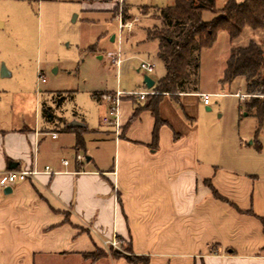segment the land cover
I'll return each instance as SVG.
<instances>
[{
  "label": "crops",
  "instance_id": "obj_1",
  "mask_svg": "<svg viewBox=\"0 0 264 264\" xmlns=\"http://www.w3.org/2000/svg\"><path fill=\"white\" fill-rule=\"evenodd\" d=\"M96 2L86 8H109ZM154 73L151 90L160 79ZM202 93L163 95L156 138L147 107L155 92L123 99L119 136L111 127L89 129L84 119L54 123L46 100L44 124L0 118V264H61L96 249L108 253L97 264H130L109 254L105 242L113 239L128 241L149 264H264V184L224 168L219 142L202 140L195 122ZM12 169L37 172L5 193Z\"/></svg>",
  "mask_w": 264,
  "mask_h": 264
},
{
  "label": "rangeland",
  "instance_id": "obj_2",
  "mask_svg": "<svg viewBox=\"0 0 264 264\" xmlns=\"http://www.w3.org/2000/svg\"><path fill=\"white\" fill-rule=\"evenodd\" d=\"M96 1H105L103 6L109 8H86ZM226 1L216 0V6L221 8ZM174 3L175 0H0V21L4 22L0 28V118L12 121L13 117H23L28 124H44L39 104L46 100L61 117L56 116L54 123H62L63 118L68 122L84 119L89 129L109 127L102 122L108 110L104 94L118 89H143V75L137 71L141 60L154 66V78L165 75L164 63L157 54L158 41L147 35L162 24L157 8ZM122 11L125 22H134L131 30L121 27L125 23ZM216 16L208 10L202 13L205 21ZM263 37L264 29L247 27L231 41L229 34L221 30L215 43L202 49L198 89L210 94V103L200 100V115L195 119L202 140L219 142L217 159L221 156L224 168L241 178L257 177L261 184L264 125L260 126L254 111L247 112L249 95L243 100L235 95L239 91L245 94L243 78L232 83H222L221 79L231 47L246 46L251 40L261 42ZM119 51L123 61L120 67L114 61ZM3 68L8 75H1ZM40 72L46 82L39 80ZM96 92L98 99L93 96ZM81 154L85 156L83 150ZM129 246L128 241H121V249L115 250L127 253ZM104 252L96 249V260L83 259L97 264L106 257ZM83 259L58 262L82 264Z\"/></svg>",
  "mask_w": 264,
  "mask_h": 264
},
{
  "label": "trees",
  "instance_id": "obj_3",
  "mask_svg": "<svg viewBox=\"0 0 264 264\" xmlns=\"http://www.w3.org/2000/svg\"><path fill=\"white\" fill-rule=\"evenodd\" d=\"M205 10L217 16L211 21H205L202 18ZM157 16L162 24L153 31L150 30L147 36L157 39V54L164 63L166 73L157 80L155 95L147 105L155 118L154 138L162 124L159 103L163 95L168 94L176 100L180 93L198 90L201 51L215 43L219 31H226L231 41H234L247 27L252 30L264 29V0H227L221 8L216 6V0H175L173 5L157 8ZM125 19L122 11V21L125 22ZM238 78H243L245 94L250 98L245 103L247 112L254 111L260 126L264 125V37L261 42L251 40L246 46L231 47L221 82L232 83ZM93 96L97 98V92ZM43 115L53 118V109L43 106ZM136 116L137 110L134 113V117ZM83 145L79 129L77 146ZM206 182L213 189L214 195L224 200L214 190L212 183ZM126 251L127 253H123L110 249L109 254L114 258L124 257L130 264H149L148 256L134 254L130 246ZM102 255L108 256V253L104 252ZM83 256L94 259L93 252L84 253Z\"/></svg>",
  "mask_w": 264,
  "mask_h": 264
},
{
  "label": "built area",
  "instance_id": "obj_4",
  "mask_svg": "<svg viewBox=\"0 0 264 264\" xmlns=\"http://www.w3.org/2000/svg\"><path fill=\"white\" fill-rule=\"evenodd\" d=\"M133 23L134 22H130V21L125 22L124 24L121 23V27H125L127 30H131ZM114 61L118 66L122 64L123 61L120 58L119 53L117 54V57L114 58ZM139 70L145 72L144 74H148L154 70V67L151 65V63L143 61L139 66ZM39 80L41 82H46V78L43 76L41 72L39 73ZM153 93L154 91L152 92L150 90L124 91L118 89L117 91H114V93L112 94H104L103 101L108 104V110L102 117V122L105 125H108L109 127L113 128L116 136H119L122 130L123 99L126 97H137L139 100H144L149 94H153ZM236 95L242 100L248 96L247 94H243L241 92H238ZM201 96L203 98L204 104L210 103V94L202 93ZM53 137H56V133H53ZM84 160L85 157L81 153L76 154V161L78 163H82ZM64 162L67 163V161ZM45 169L49 171L50 167L46 166ZM36 172H37L36 170H18V169L8 170L6 173L5 183H3L2 185L4 187L12 186L16 183L27 180L29 177H32ZM105 244L106 246H108L109 249H119V250L121 249L120 248L121 241L118 239L106 241Z\"/></svg>",
  "mask_w": 264,
  "mask_h": 264
},
{
  "label": "water",
  "instance_id": "obj_5",
  "mask_svg": "<svg viewBox=\"0 0 264 264\" xmlns=\"http://www.w3.org/2000/svg\"><path fill=\"white\" fill-rule=\"evenodd\" d=\"M113 40H114V37H113ZM6 74H8V73H7L6 70L3 68V69L1 70V75H6ZM143 82H144L145 86H146L148 89L152 88V87L154 86V84H155L154 79H153L150 75H148V74H144V75H143ZM4 192H5V193H11V192H12V188H11L10 186H8V187H6V189L4 190Z\"/></svg>",
  "mask_w": 264,
  "mask_h": 264
}]
</instances>
